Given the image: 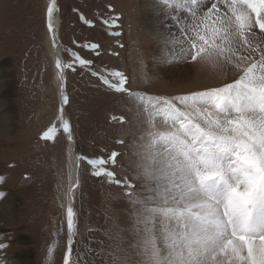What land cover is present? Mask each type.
I'll return each instance as SVG.
<instances>
[{"label": "rangeland", "instance_id": "374dc122", "mask_svg": "<svg viewBox=\"0 0 264 264\" xmlns=\"http://www.w3.org/2000/svg\"><path fill=\"white\" fill-rule=\"evenodd\" d=\"M48 6V0H0V243L6 245L0 264H64L68 188L77 170L71 264H139L133 247L139 206L133 200L147 194L137 155L145 125L129 96L92 72L115 81L112 72L119 71L133 92L175 97L228 83L225 65L212 68L189 59V69L167 71L163 57L171 54L173 64L180 60V28L189 21L184 13L178 21L156 0H57L56 49ZM91 44L100 47H84ZM73 52L92 64L82 67ZM62 87L74 143L58 119ZM52 125L58 129L55 140L41 139ZM113 152L119 155L109 170L126 184L92 174L88 159H107Z\"/></svg>", "mask_w": 264, "mask_h": 264}, {"label": "snow or ice", "instance_id": "6c2138e0", "mask_svg": "<svg viewBox=\"0 0 264 264\" xmlns=\"http://www.w3.org/2000/svg\"><path fill=\"white\" fill-rule=\"evenodd\" d=\"M156 2L176 14L178 21L179 13L188 17L189 22L180 28L183 43L177 59L212 68L227 65L235 79L218 87L163 97L131 91L125 87L127 77L122 72H112L115 81L92 72L109 89L127 94L145 125L137 155L138 174L147 194L133 200L139 206L133 245L139 264H264V0ZM57 7V0H49L47 24L54 44ZM84 47L95 50L100 46ZM71 55L82 67L92 64L75 52ZM163 60L170 62L171 54ZM56 67L63 79L59 59ZM62 95L58 119L72 140L71 125L63 114L68 96ZM119 120L125 122L124 117ZM57 132L52 125L41 139L54 141ZM118 155L113 152L107 159H88L92 174L126 184L115 179L108 167ZM4 195L0 192V198ZM73 200L70 186L64 264H70L76 231ZM5 247L0 243V249Z\"/></svg>", "mask_w": 264, "mask_h": 264}, {"label": "bare ground", "instance_id": "6f19581e", "mask_svg": "<svg viewBox=\"0 0 264 264\" xmlns=\"http://www.w3.org/2000/svg\"><path fill=\"white\" fill-rule=\"evenodd\" d=\"M184 19V18H183ZM168 23V22H167ZM178 27V26H177ZM54 29H55V33H56V37H57V34H58V31H57V27L56 26H54ZM165 31V30H164ZM175 32V31H174ZM169 34H173V30H170L169 31ZM168 35V34H167ZM178 35V34H177ZM176 35V36H177ZM58 39V38H57ZM183 41V40H182ZM57 42H58V40H57ZM182 43V42H181ZM55 51V50H54ZM58 57H59V55H58ZM176 60V59H175ZM179 62H181L182 64H179ZM189 62H190V60L188 61V60H184V59H182V58H180V60L178 61V62H175L174 64L173 63H171V62H169L167 65H165V68L167 69V71H173V70H178V69H189L190 68V64H189ZM197 63V62H196ZM200 63V62H199ZM62 67H63V65H62ZM160 69H162V67L160 68ZM224 69V68H223ZM166 71V70H165ZM184 71V70H183ZM226 73H227V80H229L228 82H231L233 79H235V75H234V73H233V70L230 68V67H228L227 65H225V70H224ZM58 73H59V75L61 76V72H59V69H58ZM65 72H64V67H63V74H64ZM183 73V72H182ZM188 73V72H187ZM183 75H186L185 73L183 74ZM64 76V75H63ZM73 143H74V141H72ZM72 143V144H73ZM74 145V144H73ZM72 145V146H73ZM73 154H75L74 153V149H73V152H72ZM78 182H79V172H78V170L77 171H75V173H74V179L72 180V182L70 183V186H73V194H75V189H76V185H78ZM69 186V187H70ZM69 189V188H68Z\"/></svg>", "mask_w": 264, "mask_h": 264}, {"label": "water", "instance_id": "95a60500", "mask_svg": "<svg viewBox=\"0 0 264 264\" xmlns=\"http://www.w3.org/2000/svg\"><path fill=\"white\" fill-rule=\"evenodd\" d=\"M49 1V0H48ZM54 31H55V29H54ZM51 38H52V32H51ZM54 47H55V49L57 48V44H54ZM57 59H59V57H57ZM59 72H61V70L59 69ZM60 78H61V76H60ZM62 93H64V91H63V87L61 88V91H60V94H61V99L63 100V95H62ZM64 114V113H63ZM71 142L72 141H74L73 139L72 140H70ZM78 158V157H77ZM76 219V218H75ZM75 233H76V231H75ZM74 237H75V234L73 235V237H72V239H73V242H74ZM73 242H72V244H73ZM72 247V246H71ZM71 259H72V254H71V258H70V264H71Z\"/></svg>", "mask_w": 264, "mask_h": 264}]
</instances>
